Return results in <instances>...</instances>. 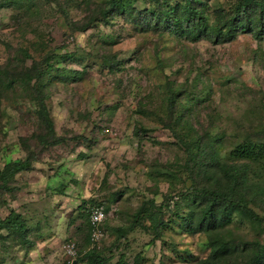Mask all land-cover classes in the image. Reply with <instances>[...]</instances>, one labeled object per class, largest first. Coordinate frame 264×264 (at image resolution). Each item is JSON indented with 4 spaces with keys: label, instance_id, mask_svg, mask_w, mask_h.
<instances>
[{
    "label": "rangeland",
    "instance_id": "374dc122",
    "mask_svg": "<svg viewBox=\"0 0 264 264\" xmlns=\"http://www.w3.org/2000/svg\"><path fill=\"white\" fill-rule=\"evenodd\" d=\"M106 1L0 0V170L24 158L19 138L36 131L40 104L61 139L15 174V197L0 199V264H61L65 241L86 247V208L98 203L104 264H199L211 238L230 244L232 264L246 244L264 243L263 197L246 200L260 220L232 213L220 227L190 231L200 209L191 183L204 177L188 146L199 138L215 159L204 169L211 185L247 139L264 143V36L190 41L137 17L179 11L183 0H122L78 31L90 5ZM232 1L197 0L206 27ZM33 65L36 79L20 73ZM247 174L264 195V174ZM10 211L26 242L1 227Z\"/></svg>",
    "mask_w": 264,
    "mask_h": 264
},
{
    "label": "trees",
    "instance_id": "16d2710c",
    "mask_svg": "<svg viewBox=\"0 0 264 264\" xmlns=\"http://www.w3.org/2000/svg\"><path fill=\"white\" fill-rule=\"evenodd\" d=\"M121 1L107 0L104 4L90 5V8L87 10L90 14H87V19L79 22L81 24L77 30H85L88 24L97 17L104 19L106 16L117 12L120 8ZM160 11L159 9L153 14H148L144 11L138 14L137 17L141 20L140 22H144L145 28L152 26L153 30H165L175 35H184L190 41L205 38L212 40L214 43L223 42L230 40L237 30L250 31L255 37L264 36V0H233L229 3V8L226 11L219 9L215 13L214 24L210 28L204 24V15L197 5V0H183L179 11H175V8L171 7H167L162 14ZM33 71L34 65L31 68L23 69L20 73L26 76H33L36 79L38 74L35 75ZM38 90L40 89L32 87L30 93L39 94ZM171 104L173 103L171 102ZM36 116V131L30 138H19V145L24 153V158L8 160L0 170V199H3V194H7L10 199L15 197L17 187L11 184L14 182L13 177L15 174L20 171L29 170L32 163L38 158L40 152L49 146H54L61 140L54 135L52 124L42 104H40ZM261 131L264 134V127L261 128ZM253 138L252 141L247 139L248 143L237 149V154L232 155L231 159L233 158V160L231 162L224 163L225 165L220 166L218 170L221 177L216 180L213 179L211 185L209 184L208 177L206 178L204 175L207 171L204 169L215 163V159L211 154L208 155L206 153L207 148L201 143L199 138L195 139L196 143L188 146V149L193 148L195 150L192 160H195L196 165L192 170H195L198 172L197 174L204 177V179H199L191 175L192 180L195 178L199 179L197 182L193 180L190 190L193 192L192 197L197 200L200 209L198 210L199 214L194 225L195 227L192 226L190 231L193 228L195 230H201V228L215 229L216 227H220L221 224L228 222L229 216L232 213L247 220H260L246 206L248 200L255 202L256 199H261V197L263 199L260 200V204H264L263 189L257 188L255 184H247L249 182L247 172L257 177L264 174V143L258 137ZM32 145L33 147H31ZM256 163H258V166L252 167ZM209 170L216 172L217 168L213 167V169ZM259 180L261 182L263 181V179ZM241 188H243L242 195L241 191H239V194L234 192ZM159 207L157 210H159ZM103 208L106 213L104 205ZM142 214L146 215L145 213ZM154 215L153 213L149 214V220H152ZM1 227H4L7 233H12L13 231L18 232L21 242L25 241L24 223L20 216L13 213V211L9 212L3 220ZM211 240L209 241V244H211L210 252L199 264H229L224 259L226 251L230 250V244H226L224 242L225 240L222 239L216 240L214 238L212 242ZM231 247V250L233 249L235 252V246L231 245ZM99 251L89 250L85 252L83 255L86 258L84 260L85 263L104 264V259L98 257ZM240 251L235 255L237 260L234 263H230L264 264V243L258 245L255 241L252 246L247 247L246 244ZM115 264H118V262Z\"/></svg>",
    "mask_w": 264,
    "mask_h": 264
},
{
    "label": "built area",
    "instance_id": "2783aa9c",
    "mask_svg": "<svg viewBox=\"0 0 264 264\" xmlns=\"http://www.w3.org/2000/svg\"><path fill=\"white\" fill-rule=\"evenodd\" d=\"M88 233L87 244L80 249L74 240L68 239L60 247L61 264H86L81 256L89 250H98L101 240L105 237L102 223L106 217L103 205L98 203L86 208Z\"/></svg>",
    "mask_w": 264,
    "mask_h": 264
}]
</instances>
